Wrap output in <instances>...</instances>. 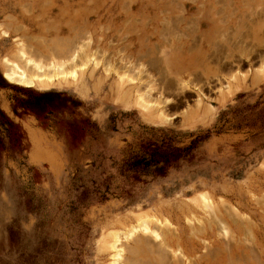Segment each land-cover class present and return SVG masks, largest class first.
I'll return each mask as SVG.
<instances>
[{
	"label": "rangeland",
	"instance_id": "1",
	"mask_svg": "<svg viewBox=\"0 0 264 264\" xmlns=\"http://www.w3.org/2000/svg\"><path fill=\"white\" fill-rule=\"evenodd\" d=\"M0 121V264H264V0H0Z\"/></svg>",
	"mask_w": 264,
	"mask_h": 264
},
{
	"label": "bare ground",
	"instance_id": "2",
	"mask_svg": "<svg viewBox=\"0 0 264 264\" xmlns=\"http://www.w3.org/2000/svg\"><path fill=\"white\" fill-rule=\"evenodd\" d=\"M174 25V24H173ZM171 27V26H170ZM174 27V26H173ZM172 27V28H173ZM176 27V26H175ZM174 27V28H175ZM72 40H73V38H72ZM147 40V39H146ZM70 42V41H69ZM74 42V41H73ZM235 42V41H234ZM56 43H57V41H56ZM56 45V44H55ZM191 47V46H190ZM189 47V48H190ZM40 51V50H39ZM141 58V57H140ZM154 58V57H153ZM148 59V58H147ZM155 61H157V60H155ZM154 61V62H155ZM222 64V63H221ZM132 65V64H131ZM63 68V67H62ZM130 70V69H129ZM128 71V70H127ZM137 74V73H136ZM8 78L10 79V80H13V81H15V82H19L20 84H22V85H24V86H26V87H36V86H39V85H43L44 83V80H42V79H40V78H36V77H23V78H20V77H14V76H8ZM50 83V82H49ZM48 84V83H47ZM51 84V83H50ZM54 84V83H53ZM204 204L206 205V204H208L209 205V203L207 202V200L206 199H204ZM193 206V205H192ZM229 217V216H228ZM218 218V217H217ZM218 220H219V218H218ZM223 220V219H222ZM224 221H225V219H224ZM212 222V221H211ZM216 222H217V220H216ZM221 222V221H220ZM228 223H229V221H227ZM143 223H147V222H143ZM150 223V222H149ZM149 223L148 224H146V225H149ZM220 224V223H219ZM217 225V224H216ZM195 229V228H194ZM245 230V229H244ZM240 231H241V229H240ZM181 233V232H180ZM245 233V232H244ZM244 233H243V235H244ZM240 234V233H239ZM247 234V233H246ZM195 235V234H194ZM249 235V234H248ZM252 237V236H251ZM221 238V237H220ZM238 238V237H237ZM250 238V237H249ZM243 239V238H242ZM245 239V238H244ZM169 240H171V239H169ZM239 240V239H238ZM246 241V240H245ZM172 242V241H171ZM229 242V241H228ZM227 243V242H226ZM225 243V244H226ZM215 249V248H214ZM153 249H151V248H149L148 247V244L146 245V243H145V241L143 242V241H137L133 246H132V248H131V251H130V254L132 255V257L131 258H134V257H136L135 259H131V260H133V262L131 263V264H167V261L164 259L165 257L164 256H162V258H160V259H158V258H156V260H155V257L153 256V252L154 251H152ZM216 250V249H215ZM155 252H156V250H155ZM175 252V251H174ZM117 253V252H116ZM213 253V252H212ZM217 253V252H216ZM117 254H119V252L117 253ZM242 254V253H241ZM130 255V256H131ZM213 255V254H212ZM171 256V255H170ZM168 257V256H167ZM212 258H213V256H212ZM216 258V257H215ZM227 258H229V256L227 257ZM203 259V258H202ZM214 259V258H213ZM156 261V262H155ZM180 261V260H179ZM155 262V263H154ZM183 262V261H182ZM181 262V263H182ZM227 262H228V260H227ZM233 262V261H232ZM118 263V262H117ZM175 263V262H174ZM116 264V263H115ZM130 264V263H129ZM216 264V263H215Z\"/></svg>",
	"mask_w": 264,
	"mask_h": 264
},
{
	"label": "trees",
	"instance_id": "3",
	"mask_svg": "<svg viewBox=\"0 0 264 264\" xmlns=\"http://www.w3.org/2000/svg\"><path fill=\"white\" fill-rule=\"evenodd\" d=\"M1 122V121H0Z\"/></svg>",
	"mask_w": 264,
	"mask_h": 264
}]
</instances>
